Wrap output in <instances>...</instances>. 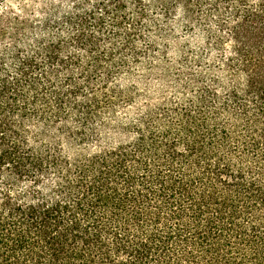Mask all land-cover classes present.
<instances>
[{
	"label": "trees",
	"instance_id": "trees-1",
	"mask_svg": "<svg viewBox=\"0 0 264 264\" xmlns=\"http://www.w3.org/2000/svg\"><path fill=\"white\" fill-rule=\"evenodd\" d=\"M146 1L207 22L219 55L96 149L133 99L115 83L145 10L96 0L9 33L0 15V264H264V0Z\"/></svg>",
	"mask_w": 264,
	"mask_h": 264
},
{
	"label": "rangeland",
	"instance_id": "rangeland-1",
	"mask_svg": "<svg viewBox=\"0 0 264 264\" xmlns=\"http://www.w3.org/2000/svg\"><path fill=\"white\" fill-rule=\"evenodd\" d=\"M95 1L0 0V15L4 17L5 24L11 27V30H6L9 33L17 25L16 19L29 21L34 27H38L46 18L61 21L68 13L76 12V9L83 6L90 7ZM126 3L124 14L130 19L136 16L139 8L145 10L144 20L138 26L139 36L136 41L140 63L130 59V75L123 76L115 83L116 88L121 91L132 90L133 99L129 103L118 100L113 109L114 113H104V118L113 120V124L118 121L120 125L116 129L103 132L98 140L86 141L83 145L89 149L112 146L130 139L133 132H128L131 129L127 127L134 125L148 109H156L165 99L174 101L181 95L177 85L180 72L197 69L198 58L208 64L210 58L219 55L218 50L212 48L206 40V32L209 27L212 28L207 22L197 19L189 25L181 10L168 12L161 4L146 0L141 4H137L136 0H126ZM127 22L125 28L132 24L131 20ZM53 24L56 34L67 33L65 27ZM115 43L120 45L122 40L119 38ZM6 46L4 42L0 48Z\"/></svg>",
	"mask_w": 264,
	"mask_h": 264
}]
</instances>
